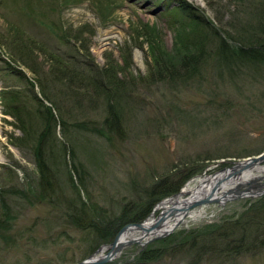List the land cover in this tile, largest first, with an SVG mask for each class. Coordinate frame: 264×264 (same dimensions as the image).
<instances>
[{
    "label": "rangeland",
    "instance_id": "1",
    "mask_svg": "<svg viewBox=\"0 0 264 264\" xmlns=\"http://www.w3.org/2000/svg\"><path fill=\"white\" fill-rule=\"evenodd\" d=\"M179 1L0 0V264L90 260L124 225L133 223H120V216L126 209L128 218L148 204L146 190L152 186L175 181L199 168L181 190L200 176L264 151V64L243 60L231 62V66L220 62L214 53L215 40L207 44L199 36L192 49L195 54L203 48L205 52L194 77L177 67V77L170 81L151 76L154 58L177 63L175 60L189 51L184 35L178 38L172 28L174 13L166 12ZM186 1L233 40L243 32L250 38L257 32L254 40H263L255 26L261 14L247 10L241 0ZM233 40L229 41L236 44ZM49 54L74 55L82 66L88 59L98 69L106 65L111 54L118 64L116 81L120 85L124 82V105L110 140L94 131L77 133L74 156L67 152L66 160L54 161V187L44 194L34 146L40 127L29 80L40 98L36 77L44 79L50 92L61 90L64 83L51 74ZM74 91L78 92L75 98L79 105L62 101V113L67 116L72 109L74 116L92 120L98 129L107 114L102 97L96 99L89 86L81 85V91ZM9 92L18 94L15 103L22 107L18 114L30 131H36L33 136L24 134L17 128V118L6 114ZM61 133L58 126L60 139ZM57 156L62 158L63 153L58 151ZM72 164L83 175L86 191ZM66 171L71 174L68 184ZM252 185L255 192L256 186L263 192L223 204H206L197 218L180 223L144 246L137 242L125 245L116 258L104 264H264L263 243L247 233L246 240H241L243 246L236 245L239 231L234 235L228 231V225L239 219L252 223V216L259 218L256 204L264 202V186ZM75 187L89 203L92 221L100 217L105 233L117 229L109 241L103 242L96 231L87 230L88 215H77V222L70 221L68 204L76 197ZM162 199L139 221L151 213L157 216L160 210L156 206ZM260 219L264 221V214ZM201 231H208V237L193 249L195 239H190ZM143 251L152 255L151 259H139Z\"/></svg>",
    "mask_w": 264,
    "mask_h": 264
},
{
    "label": "trees",
    "instance_id": "2",
    "mask_svg": "<svg viewBox=\"0 0 264 264\" xmlns=\"http://www.w3.org/2000/svg\"><path fill=\"white\" fill-rule=\"evenodd\" d=\"M241 1L242 4H245V8L247 10H256L261 14L260 22H258V24H256L255 26L257 27L256 30H259L260 35L263 38L262 41H259L258 39L254 40L255 36H258L257 32H253L251 38L248 37V32H243L245 36L241 35V37L237 38V40H233L229 37V35H227L226 31L222 30L219 26H213V24L209 22V19L200 16L198 14V9L193 7L186 0H181L179 1L178 5L170 9V12L172 14L174 13L173 15H175L173 16L172 28L178 38H182V36L184 35V44H189V51L184 52L178 60H175L177 61V63L172 62V60L167 63L160 58H154L153 68L155 69L151 71V76L170 81L169 79L177 77V68H180L179 70L184 71L183 73H186L184 75L194 77L197 73V63L199 61H202L201 59L204 55L203 53L205 52L203 48L200 53L195 54L194 52L196 50L192 49L195 47V40H197L199 36H203L207 44H212L215 40L214 53L217 60L220 62L222 61L227 65H231V62H242L243 60H246L252 64H264V0H247L246 2L245 0ZM246 9L243 10L245 13L247 12ZM188 32L191 33L190 35H192V37L187 35ZM229 40L235 41L236 44H231ZM48 56L51 63L49 65V67H51V74L55 76L58 82L62 84L64 83L61 90L59 89L55 90L54 92H50V90H48L50 88H48V85H46L44 79L36 77L34 81L35 83H37L36 85L38 86L39 91L42 95V98H40L33 89V80H29L32 99L37 106L35 110L38 113L37 122L39 123L40 127L34 138V146H36L35 159L36 165L39 170V185L44 194L49 193L52 187H54L53 181L56 175L52 170V164L54 163V161L56 162V160L59 161L60 159H65V155L67 152H70V154L74 156L77 133H82L86 130L89 133L94 131L100 136L110 140V132L116 129L115 125L118 124L119 126V120L122 119V107L124 105L123 102L121 104L123 96L121 88H124L122 87L124 82H122V85H120L116 81V71H118V64L111 54L110 56H107L106 65L100 69L95 67L88 59L86 60L87 64L85 66H82L77 61L74 55L67 54L62 57L58 54H49ZM21 61H23V63L25 64L23 59H21ZM78 65L81 68H79ZM32 70L34 72L36 71L34 68H32ZM182 79H185L184 76ZM81 85H83V87L89 86L91 92H93V94L96 96V99L102 97L103 101L105 102L107 114L105 115V118L102 119L101 122H99L100 124L98 125V129L94 127V125L96 124H94L92 120L86 119L85 117L80 118L74 116L72 109H69V112H67V116L62 113L61 108L62 106H64L62 104V101H70L71 103L68 104H73L74 107L79 105L80 102L79 100H77L78 98H75L78 92L74 90L78 89L79 91H81ZM85 94L87 96L90 95L87 91H85ZM8 96V101H5V104H8V108L5 109V111L7 112L6 114H11L12 116L17 118V121L19 122L17 128L23 131L24 134L33 136L36 131L34 130L35 133L33 131H30L28 126L25 125L23 118L18 114V112H21L22 109V107H18L15 103L18 94L16 92H9ZM90 98L91 97H89V99ZM94 98H91V100H94ZM45 100H47V103H49L46 104ZM65 104L68 105L67 103ZM70 108L72 107L70 106ZM58 126L60 127L62 132V139H60L57 135ZM53 148H55V150ZM58 151L63 153L62 158L60 156H57ZM72 165L75 170V176L76 173H78L77 177L80 186H82L84 191H86L85 185L82 181L83 175L80 176V171H78L79 169H77V166L75 164ZM198 170L200 171L199 168H193L185 175L178 177L175 181L164 180V182H161L158 185L152 186V188L146 190V197H148V200L145 201H147L146 203L148 204L142 205L141 210L135 212L134 214H131L128 218L126 216L128 212L125 209L123 215L120 216V223L137 222L141 220L144 216H146V214L152 207V204H154L159 199L178 192L180 187L184 184L185 180L188 177L195 175ZM66 174L68 177L66 178L65 183L68 184L71 174H69V172L67 171ZM75 193L76 197L74 198V200L71 199L70 204H68L69 208L71 209V211L68 212V215L71 218L70 221L79 220L76 219L77 215L83 218H86V216L88 215V217L90 218L91 214L89 211H87V209L89 208V203L85 202L81 198V196L78 194L79 190L76 187ZM42 196L44 195L42 194ZM256 205H258L259 207V218L252 216V223H249V219H239L233 222L231 225H228V231H231L232 234L233 232L238 233L239 231V238L236 237V245L243 246L244 242L241 240H246L248 234L252 235L251 237H256L260 241L259 244H264V221L260 219V216L264 214V202H258ZM74 211H76L77 214H75ZM98 218L100 219V217ZM99 219L94 223L92 221L93 219L90 218L89 220H87V225H85V227H88L87 230L91 229L93 231H96V233L100 235L103 242L109 241L114 236L117 229L115 231L110 229L107 231V233H105L106 225L105 228H102L100 226L102 225V223ZM71 223L73 224V222ZM117 228L119 227L117 226ZM207 232L208 231H201L196 234L195 237L193 236L194 238L192 237L190 239L191 241L195 239V243L191 244V247L193 249H195L198 245V241L202 243V241L205 239V236L208 237L206 234ZM259 244L257 243L255 247L258 248ZM150 256L152 255L144 253L143 251L139 254L138 258L151 259Z\"/></svg>",
    "mask_w": 264,
    "mask_h": 264
},
{
    "label": "bare ground",
    "instance_id": "3",
    "mask_svg": "<svg viewBox=\"0 0 264 264\" xmlns=\"http://www.w3.org/2000/svg\"><path fill=\"white\" fill-rule=\"evenodd\" d=\"M240 163L242 164L239 165V167L232 169L230 172H225L227 175L222 182H220L219 178L221 173H216L212 175H203L186 183L178 194L164 199L156 206L157 210H163L164 212H168L170 208L173 207L175 209L173 215L166 216L163 223L158 228H152L157 216L151 214L142 222V227L138 228L132 225L129 228H126L119 235L118 244H125L131 239H136V242L140 246H143L150 238L171 230L176 222H181L182 224L190 219H195L200 216L201 207L194 209L189 208L190 210L185 209L193 200L209 194L212 190H215L213 194L214 197L223 199L222 197L227 192L236 190L242 184L261 177L260 174L264 172V159L258 158L253 162L251 159H246ZM109 250L110 248L108 245H103L100 247L98 254L92 256V258L102 256ZM118 255L119 253H117L113 259Z\"/></svg>",
    "mask_w": 264,
    "mask_h": 264
},
{
    "label": "water",
    "instance_id": "4",
    "mask_svg": "<svg viewBox=\"0 0 264 264\" xmlns=\"http://www.w3.org/2000/svg\"><path fill=\"white\" fill-rule=\"evenodd\" d=\"M258 158L259 159H264V151L261 154H259L258 156L248 157L247 159H251L252 162H253V161H255ZM244 160H246V159L234 161L231 166L222 168L221 170H223V172L221 173V175L219 177L220 178V182H222V180H224V178L226 177L227 174H225V172H230L232 169H234L236 167H239V165L242 164L240 162L241 161H244ZM260 180H258V181L252 180V181L246 182L245 184H248V186L244 187L242 190L240 188H237L236 190L227 192L222 197L223 199L214 197L213 194H214V191L215 190H212L209 194L204 195V196H202L200 198H197V199L193 200L192 202H190L186 206L185 209H189V208L192 209V208L197 207V206H203V205L210 204V203H215V202L223 204L227 200H231V199H234V198L240 197V196L250 195V196L254 197L255 195H259V194H261L263 192V190H261L259 192L258 191L259 188H257V186H256V189H257L256 191L257 192H255L254 190H252V187L254 186L252 184H257L259 187L264 186V176L263 177H260ZM174 212H175V209L173 207L170 208V210L168 212H164L163 210H161L159 212L158 216L156 217L155 223L153 224L152 228H158L163 223V221L166 218V216L167 217L168 216H171V215L174 214ZM180 223L181 222H176L173 225V227L171 228V230H173L178 225H180ZM133 224H134V226H136L138 228L142 227V222H136V223H133ZM130 225L131 224L124 225L119 230V232L116 234V236L113 239V241L110 244H108L110 250L105 254V256H103L101 258H98V259H94V260H87V259H85V260H81L79 262H75V263H72V264H100V263H104V262L109 261L110 258L112 256H114L123 246L129 245L130 243L137 241L136 239H131L130 241H128L125 244L124 243L118 244V237H119L120 233H122L126 228H129ZM171 230H169V231H167L165 233L157 234V236H155L153 238H160L162 236H165ZM153 238H151L150 240H152Z\"/></svg>",
    "mask_w": 264,
    "mask_h": 264
}]
</instances>
